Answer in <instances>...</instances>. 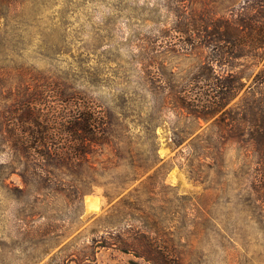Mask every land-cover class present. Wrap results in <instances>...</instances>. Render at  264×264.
Wrapping results in <instances>:
<instances>
[{
  "label": "rangeland",
  "instance_id": "obj_1",
  "mask_svg": "<svg viewBox=\"0 0 264 264\" xmlns=\"http://www.w3.org/2000/svg\"><path fill=\"white\" fill-rule=\"evenodd\" d=\"M243 1L0 0V105L12 103L18 83L52 96L81 90L114 124L112 141L88 157L101 169L77 172L94 182L76 206L56 194L22 198L0 144V264H151L100 246L134 237L150 218L185 264H264V215L247 201L252 156L221 143V113L195 119L169 97L206 55L190 49V12L226 15ZM263 63L241 69L243 87L223 111L242 103ZM150 112L154 136L143 130Z\"/></svg>",
  "mask_w": 264,
  "mask_h": 264
},
{
  "label": "trees",
  "instance_id": "obj_2",
  "mask_svg": "<svg viewBox=\"0 0 264 264\" xmlns=\"http://www.w3.org/2000/svg\"><path fill=\"white\" fill-rule=\"evenodd\" d=\"M190 13L186 28L190 49L204 48L206 55L184 89L169 97L175 107L195 119L206 120L221 113L214 123L222 130L221 143L228 141L238 146L245 158H253V168L247 173V201L264 215V63L242 103L223 111L243 87L241 69L264 59V0H244L237 9L221 16ZM142 73L150 82V72ZM29 85L24 83L20 88L18 83L12 103L0 105V120L5 124L0 144L11 154L14 166L9 170L21 179L23 187L17 191L24 199L56 194L76 206L83 189L89 190L82 185L94 182L77 172L82 166L101 169L88 157L112 141L114 124L108 112L86 92L70 94L64 88L52 96L36 87L29 91ZM148 93L153 94L151 90ZM2 98L7 99L6 95ZM151 112L143 130L154 136ZM179 143L177 138L175 144ZM198 149L196 139L189 145L192 162L199 157ZM196 204L206 212L202 203ZM157 225L150 218L134 237L100 246L113 245L151 264H185L184 258L162 246Z\"/></svg>",
  "mask_w": 264,
  "mask_h": 264
},
{
  "label": "bare ground",
  "instance_id": "obj_3",
  "mask_svg": "<svg viewBox=\"0 0 264 264\" xmlns=\"http://www.w3.org/2000/svg\"><path fill=\"white\" fill-rule=\"evenodd\" d=\"M95 203H96V201L93 200V199H92V201H88V202H87V204H89L90 206H91V205H94ZM88 207H89V206H88Z\"/></svg>",
  "mask_w": 264,
  "mask_h": 264
}]
</instances>
